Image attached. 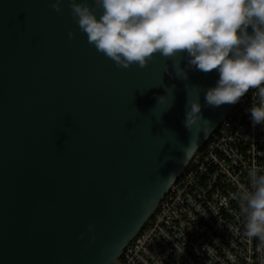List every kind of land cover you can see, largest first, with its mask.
<instances>
[{
    "label": "water",
    "instance_id": "water-1",
    "mask_svg": "<svg viewBox=\"0 0 264 264\" xmlns=\"http://www.w3.org/2000/svg\"><path fill=\"white\" fill-rule=\"evenodd\" d=\"M87 41L68 0H0V264H114L235 105L206 104L218 69H122Z\"/></svg>",
    "mask_w": 264,
    "mask_h": 264
},
{
    "label": "clouds",
    "instance_id": "clouds-1",
    "mask_svg": "<svg viewBox=\"0 0 264 264\" xmlns=\"http://www.w3.org/2000/svg\"><path fill=\"white\" fill-rule=\"evenodd\" d=\"M63 3L64 0H51V7L59 13ZM68 3L74 22L88 37L87 42L116 67L127 69L135 64L143 69L159 53L164 60L172 61L176 76L186 80L187 72L180 67L186 56L189 68L204 74L219 71L215 87L205 92L208 106L234 105L250 88L258 89L257 102L248 111L253 126L264 124V0H92L91 4L87 0H68ZM74 36L69 31V39ZM168 71L169 65L165 63L163 73ZM157 100L163 103L166 96ZM187 106L184 124L191 131L202 120L199 92L188 97ZM249 177L253 191L243 196L247 201L243 209L246 234L264 240V174L258 176L253 170ZM132 197L129 193L128 198ZM88 227L89 231L95 229L94 224Z\"/></svg>",
    "mask_w": 264,
    "mask_h": 264
},
{
    "label": "built area",
    "instance_id": "built-area-1",
    "mask_svg": "<svg viewBox=\"0 0 264 264\" xmlns=\"http://www.w3.org/2000/svg\"><path fill=\"white\" fill-rule=\"evenodd\" d=\"M249 89L194 154L114 264H264V240L246 234L249 173L264 174V124Z\"/></svg>",
    "mask_w": 264,
    "mask_h": 264
}]
</instances>
